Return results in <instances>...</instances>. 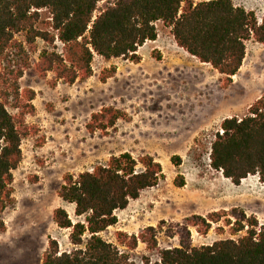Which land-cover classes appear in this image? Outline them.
Here are the masks:
<instances>
[{
    "label": "rangeland",
    "instance_id": "374dc122",
    "mask_svg": "<svg viewBox=\"0 0 264 264\" xmlns=\"http://www.w3.org/2000/svg\"><path fill=\"white\" fill-rule=\"evenodd\" d=\"M231 1L253 11L260 21L262 0ZM49 16L47 10H41L35 29L52 35L54 31L46 24ZM156 29V39L137 48V61L122 57L106 61L96 55L92 76L72 84L56 80L53 72L44 76L38 72L41 51L61 48L56 40L50 44L39 36L28 44L25 32L15 35L0 61V82L3 91L12 95L7 104L12 115L19 111L13 108L15 88L20 103L24 102L23 89L35 92L31 101L34 112L25 116L34 133L21 141L22 160L12 171L13 200L0 214V264H41L50 239L57 241L59 252L71 250L69 230L58 228L52 220L58 207L74 216V205L63 203L57 195L64 177L91 171L124 152L136 159L153 157L164 175L157 185L116 211L117 222L99 234L128 255V264L154 263L156 250L142 242L129 250L119 243L118 233L130 237L152 226L157 228L158 249L178 247L179 236L174 233L184 219L232 209L255 217V229L264 226V184L258 177L248 175L235 185L209 164V149L219 123L236 113L242 118L264 94V45L252 39L245 43L244 65L233 83L224 87L223 76L180 49L169 28L156 22ZM110 66L116 68L114 76L101 82V71ZM260 78V86L245 92ZM239 102L240 110L232 106ZM107 106L123 111L125 119H118L105 131L89 133L86 124L91 114ZM173 156L180 157V164L171 162ZM175 180H183V186H176ZM231 226L224 220L211 223L206 234L190 228L191 244L200 246L246 234L247 226L236 234Z\"/></svg>",
    "mask_w": 264,
    "mask_h": 264
},
{
    "label": "trees",
    "instance_id": "16d2710c",
    "mask_svg": "<svg viewBox=\"0 0 264 264\" xmlns=\"http://www.w3.org/2000/svg\"><path fill=\"white\" fill-rule=\"evenodd\" d=\"M44 9L50 15L46 24L54 31L52 35L35 29ZM156 22L170 29L178 47L223 76L224 87L232 83L231 77L242 64L245 43L252 39L264 45V12L258 21L253 11L235 6L231 0H0V61L21 32H25L28 44L39 36L50 44L56 40L61 48L41 51L38 72L42 76L53 72L56 80L72 84L92 76L94 55L106 61L119 57L137 61V48L156 39ZM115 71L114 66L103 69L99 80L106 82ZM10 96L0 82V214L13 200L12 171L22 160L21 141L34 133L25 116L34 112L31 101L35 92L23 89L24 102L20 103L15 88L16 115L7 109ZM125 117L121 110L103 107L91 114L86 129L89 133L105 131ZM213 137L211 168L235 185L248 175H256L264 183V94L242 118H224ZM171 162L180 164V157L173 156ZM163 177L161 164L153 157L136 159L128 152L111 156L105 164L76 177L66 175L57 195L63 203L74 205V216L58 207L52 212V220L58 228L69 230L73 248L59 252L57 241L50 239L41 264H128V255L99 234L117 222L116 211ZM174 183L183 186V180ZM222 220L232 225V234L247 226L246 234L200 246L191 244L190 228L206 234L211 223ZM0 226L2 229L1 221ZM257 226L255 217L232 209L184 219L174 233L179 236L178 247L158 249L157 228L152 226L138 235L118 233L117 237L129 250L138 242L155 249L156 259L151 264H264V226L258 230Z\"/></svg>",
    "mask_w": 264,
    "mask_h": 264
},
{
    "label": "crops",
    "instance_id": "0c3cea01",
    "mask_svg": "<svg viewBox=\"0 0 264 264\" xmlns=\"http://www.w3.org/2000/svg\"><path fill=\"white\" fill-rule=\"evenodd\" d=\"M180 48V47H179ZM180 49H182V48H180ZM183 50V49H182ZM184 51V50H183ZM188 54V53H187ZM192 57V56H191ZM201 63V62H200ZM201 64H205V63H201ZM206 65H208V64H206ZM243 65H244V63H243V61H242V64H241V66H240V68H239V70H238V72H240L241 71V69H242V67H243ZM210 66V65H209ZM237 72V73H238ZM237 73L234 75V76H236L237 75ZM234 76H232L231 77V79L234 77ZM262 80H259V82L257 83L259 86L262 84ZM232 83H233V81H232ZM231 83V84H232ZM257 84H255L254 85V87H247V88H245L246 90H245V92H248V93H250L251 91H252V89H254V88H257L258 87V85ZM249 88V89H248ZM235 106L236 108H238V110H240V105H242V102H239V103H237V104H232V106ZM250 107V106H249ZM248 107V108H249ZM237 110V109H236ZM235 117H238L239 118V114L238 113H236V115H234ZM245 116V115H244ZM229 118V117H228ZM220 124V123H219ZM218 127H219V125H218ZM218 129V128H217ZM217 131V130H216ZM262 184H264V183H262Z\"/></svg>",
    "mask_w": 264,
    "mask_h": 264
},
{
    "label": "bare ground",
    "instance_id": "6f19581e",
    "mask_svg": "<svg viewBox=\"0 0 264 264\" xmlns=\"http://www.w3.org/2000/svg\"><path fill=\"white\" fill-rule=\"evenodd\" d=\"M256 54V53H255ZM258 70V69H257ZM251 71V70H250ZM260 80H261V78H260ZM263 81V80H262ZM254 83V82H253ZM248 85V84H247ZM250 85V84H249ZM258 85V84H257ZM259 86V85H258ZM254 87V86H253ZM247 88V87H246ZM249 89V88H248ZM246 90V89H245ZM253 90V89H252ZM73 152V151H72Z\"/></svg>",
    "mask_w": 264,
    "mask_h": 264
},
{
    "label": "built area",
    "instance_id": "2783aa9c",
    "mask_svg": "<svg viewBox=\"0 0 264 264\" xmlns=\"http://www.w3.org/2000/svg\"><path fill=\"white\" fill-rule=\"evenodd\" d=\"M57 42V41H56ZM94 56H96V55H94Z\"/></svg>",
    "mask_w": 264,
    "mask_h": 264
}]
</instances>
